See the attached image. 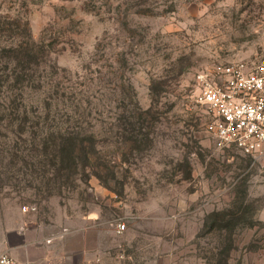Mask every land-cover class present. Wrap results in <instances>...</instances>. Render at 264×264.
<instances>
[{
	"label": "rangeland",
	"instance_id": "1",
	"mask_svg": "<svg viewBox=\"0 0 264 264\" xmlns=\"http://www.w3.org/2000/svg\"><path fill=\"white\" fill-rule=\"evenodd\" d=\"M261 55L264 0H0V254L43 223L97 264H264V170L216 144L196 83Z\"/></svg>",
	"mask_w": 264,
	"mask_h": 264
},
{
	"label": "built area",
	"instance_id": "2",
	"mask_svg": "<svg viewBox=\"0 0 264 264\" xmlns=\"http://www.w3.org/2000/svg\"><path fill=\"white\" fill-rule=\"evenodd\" d=\"M198 101L210 119L206 130L223 149L234 148L264 170V55L251 62L215 65L198 72ZM122 233L125 222L116 224ZM0 264H16L8 252Z\"/></svg>",
	"mask_w": 264,
	"mask_h": 264
},
{
	"label": "crops",
	"instance_id": "3",
	"mask_svg": "<svg viewBox=\"0 0 264 264\" xmlns=\"http://www.w3.org/2000/svg\"><path fill=\"white\" fill-rule=\"evenodd\" d=\"M91 219L96 220V216ZM46 226L34 223L6 231L2 252L10 253L16 264H97L101 261V249L87 244L78 249L70 244L67 234H58ZM94 226L93 222H89L85 233Z\"/></svg>",
	"mask_w": 264,
	"mask_h": 264
},
{
	"label": "trees",
	"instance_id": "4",
	"mask_svg": "<svg viewBox=\"0 0 264 264\" xmlns=\"http://www.w3.org/2000/svg\"><path fill=\"white\" fill-rule=\"evenodd\" d=\"M30 43V42H29ZM26 43L25 44H12L10 46V50H12L13 52H18L21 54V59L26 58L27 56H29V54L33 51V47L31 46V44ZM20 55H17V57H19ZM22 59V60H23ZM24 61V60H23ZM19 62H21V60L19 59ZM32 75L29 74H25L23 72H16V70L13 71V73H9L7 75V95L4 96V101H7V103H10L12 101V97H13V87L14 85H17L18 83H24L25 81H27L26 86L28 85L29 81L31 80ZM8 81L10 82V84H8ZM34 81V79H33ZM42 85V83H41ZM2 95H4V93H0V96L2 97ZM57 133L59 134V136L62 138L63 136L67 135V136H73L71 140L78 138L79 134L81 132H77V131H72L69 130L68 128H60L59 131H57ZM64 139V138H63ZM77 141V140H76ZM79 143V144H78ZM76 145L74 143V148L73 146H71L72 150H73V154L76 158H81V159H86V160H90L92 158V154L89 151L85 152V148H86V144H85V139L81 138L79 140ZM54 168H53V173L54 171H57V175L56 178L57 180H60L62 178V172H60V168H58L57 162L53 161L52 162ZM50 171V170H49ZM100 176V174H98ZM101 177V176H100Z\"/></svg>",
	"mask_w": 264,
	"mask_h": 264
}]
</instances>
